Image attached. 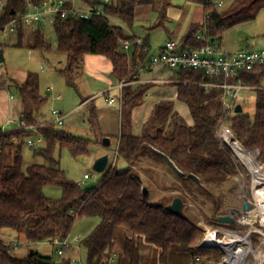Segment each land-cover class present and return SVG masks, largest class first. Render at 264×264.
<instances>
[{
  "label": "trees",
  "instance_id": "16d2710c",
  "mask_svg": "<svg viewBox=\"0 0 264 264\" xmlns=\"http://www.w3.org/2000/svg\"><path fill=\"white\" fill-rule=\"evenodd\" d=\"M3 1L5 10H0V29L25 12L28 6L26 0ZM32 1L38 4L44 0ZM85 1L90 6L100 3L99 0ZM173 1L175 0H164L165 6H171ZM186 1L201 3L206 11L205 23L193 25L185 37V45L193 48L205 46L210 41L221 43L227 30L255 20L257 15L254 10L264 6L263 0H233L227 11L219 12L215 7L218 0ZM152 2L153 0H114L112 6L105 8V16H94L89 20L57 19L54 25L57 49L67 56V67L60 74L67 85L80 93L77 81L84 73L85 58L88 55H101L110 60L114 67L113 75L119 81H133V63L129 64L128 57L120 50L121 40L132 37L126 36L123 28L115 25L112 19H118L131 27L135 21L136 8ZM68 4L72 5V1ZM204 28L208 30L207 36L200 41L195 40ZM25 33L24 28L17 33L20 46L23 45ZM34 41L33 49L43 51L51 48L40 30L35 32ZM146 56L147 53H141L143 60ZM173 73L178 81L177 99L190 107L193 126H189L183 117L175 113L174 102L160 101L144 124L142 134L135 135L131 113L147 95L150 84L126 86L121 99L120 132L115 137L118 140L116 158L127 162L128 168L121 171L115 163L109 164L102 174L101 182L91 189L66 177L60 162L55 158L56 150L58 147L67 148L75 157L84 156L90 153L93 145L102 146L104 138L110 136L100 133V139L97 140L79 138L64 127L43 126L39 131L44 136L45 143L40 147L30 148L36 156L43 157L45 164H35L24 169L23 149L35 134L21 130L0 135V231L7 229L18 235L23 234L32 244L52 243L56 238L69 239L77 219L99 218L98 226L80 241L87 252V264H110L115 254L121 259L126 258L129 264H146L142 261L141 240L159 248L160 264H168L171 251L190 255L191 264H219L221 256L218 252L199 249L206 236V229H202L184 213L180 217L170 214L166 207L176 197L183 198L186 203L188 199L199 202L197 192H207L204 184L222 186L232 182L236 186L232 177L237 174V165L232 152L223 148L217 135V127L221 121L227 123L246 149L259 150V161L264 163V66L242 72L238 79L246 86L257 88L253 118L248 114L226 116L220 100L222 91L212 89L206 92L199 85L200 82L210 81L204 73L194 70ZM20 94L23 104L21 116L26 125L46 122L42 109L47 99L40 93L37 75L28 76L20 87ZM89 99L83 98L82 102ZM86 106L87 121L96 137L100 127L99 110L93 101ZM158 151L170 158L183 174L171 167L176 180L163 188L166 191H176L178 195H172L164 202L153 203L143 195L144 183L141 176H150V172L142 166V159L148 152H152L157 159L168 163ZM190 175L197 176L200 182ZM48 186L60 187L63 191L62 198H48L45 194ZM222 202V199L215 202V214L219 212ZM215 214L209 219L210 225L225 226L219 223V218L226 213ZM227 227L232 229L235 224ZM120 229L126 234L125 244L116 253L114 246L117 230ZM216 235L211 233L209 236L210 246L217 247L219 240ZM12 248L0 237V264H55L52 257L43 256L39 252L19 259L12 255ZM62 264L73 263L71 259H65Z\"/></svg>",
  "mask_w": 264,
  "mask_h": 264
},
{
  "label": "rangeland",
  "instance_id": "374dc122",
  "mask_svg": "<svg viewBox=\"0 0 264 264\" xmlns=\"http://www.w3.org/2000/svg\"><path fill=\"white\" fill-rule=\"evenodd\" d=\"M71 1L76 8H85L88 6L85 0ZM100 1L103 0H99V2ZM185 1L175 0L172 3V7H167L165 6L164 0H153L151 7L156 11V14L154 15V26L152 25L153 28L149 30L154 34L153 43H165V39L163 41V37L165 36L164 32L158 31L157 28H163V26L166 25L172 31H179L181 27H183L185 20H189L188 18L196 7H200L201 9L204 8L201 3H188ZM232 1L233 0H218L215 2V7L219 12L227 11ZM217 3H220L222 6H216ZM186 5L189 7H185ZM254 12L257 15L255 20L237 25L223 34L222 48L224 51L235 54L248 49H264V6L256 8ZM112 22L116 21L112 19ZM119 24L126 28V31L128 30L127 25H124L122 22ZM147 25L148 24H144L141 21L135 23V31H140L138 36H142L141 32L145 33L144 27ZM43 33L45 40L51 44L50 49L43 51L32 48L35 42L34 28L27 29L26 36L23 38V45L21 46L19 45L20 39L17 34H12L8 38L0 37L2 44L1 50H3L5 58L4 63L0 65V129L8 127L6 124L9 120H18L21 118L23 104L20 87L26 82L30 74H35L39 77L40 93L45 99H47L46 104L42 109L43 116L45 117L44 119L47 121L53 120V110H58L66 115L74 107L80 105L83 98H86L89 95H95L101 89H105L104 87H108L103 84L104 82L92 79L88 74L89 69H87V74H83L77 81L80 93L69 87L60 74V71L67 67V56L64 53H60L57 49L58 40L55 31L53 27L50 26L43 29ZM181 37V35H178V38L175 41L180 43L182 40ZM145 38L146 35L140 37L141 40H144ZM150 47L152 48L149 49L144 60L146 65L150 62L152 57L159 52V49H157L159 48L158 46L151 44ZM134 52L135 45L132 46L128 55H133ZM132 72L133 81H124L129 84L142 82L140 80V73L135 69H133ZM144 73L145 77H156L161 80L169 79L172 83L156 82L153 84L147 95L141 101V104L132 110L131 121L133 133L135 135L142 134L143 126L154 113L156 104L164 100L173 101L175 103V113L183 117L189 126H193L194 120L190 107L179 101L176 97V85H178V81L174 73L169 72V70L164 72L162 76L154 75L152 73L149 74L147 72ZM111 81L113 84L116 83L112 77ZM174 83H176V85ZM59 96H61L62 99L56 100V97ZM119 97V90L108 89V93L106 92V94H101L93 98L95 99L94 103L99 110L101 123L96 137L90 130L86 115L84 116V119H82V116L86 112V108H83V106L71 115V120L77 121V125L72 128H69L66 124L63 126L66 130L79 138L97 140L100 139V133H110L112 135V138H110V147L106 148L103 145H93L89 154L80 157L73 156L67 148H57L55 158L60 162V167L69 180H72L79 185L83 182L85 175L91 176V178L85 182L83 186L85 188L91 189L101 182L103 176L95 170L94 165L102 156L108 155L110 158V164L112 165L115 163L117 168L121 171L128 168L127 162L123 159L117 160L116 158L118 140L115 135L120 131ZM108 98L115 99V103L109 105L107 103ZM256 104L257 90H243L237 100V105H241L244 109L243 114H248L252 118L255 116ZM225 124L227 125V123ZM23 157L24 169L35 164H45L43 157L40 155L36 156L34 150L28 146H25L23 149ZM142 166H145L147 170H149L150 176H152H141L144 187L149 190L150 194L148 197L150 202H164L167 198L169 199L172 197V195H178L176 191H166L165 188H163L176 180V175L172 172L171 166L168 163L157 159L156 155L152 152H148V154L142 159ZM232 179L233 182L236 183V186L232 182L225 183L222 186L204 184L207 192H197V195L200 198L199 202L191 199L187 200L183 213L191 217V219H193V221L202 229H206V236H210L211 233L219 227L210 225L209 223V219L214 217L215 211L213 212V207L218 199L223 200V204L220 205L218 213H226L225 216H230L235 222V227L232 229L227 227L229 225L220 227L236 231L240 236H244L250 230V226H238L236 220L240 217V212L244 209V204L247 202L248 197H251L252 177L247 172L239 174L237 168V174L234 175ZM45 194L52 200H59L63 196V191L60 187L48 186L45 188ZM99 223V218L77 219L69 238L72 249L66 251L63 256L57 254V250L60 248L59 246H56L51 242L38 244L29 243L23 234L18 235L12 230H1L0 237H2L9 246H13L15 243L17 244L16 247L12 248L11 253L19 259L27 257L33 251L39 252L43 256L52 257L55 264H62L65 259L80 260L81 263L79 264H87V252L81 246L80 241L90 235ZM219 239L217 248L221 243V240L226 239L228 241V244L225 243L226 240L222 243L221 251L217 248L203 249L215 253L218 252L221 256L219 264H235L238 253L241 250L250 253L247 259V264L252 262L253 257L256 256L260 257L261 264H264V244H262L263 239L261 240L259 235L255 233L250 235L252 250L249 245V240L246 238L239 236L229 238L226 234H220ZM144 242L145 241L141 240L139 243L140 246H142L141 256L144 259L143 262L146 264H160V255L158 254L159 248L152 245V249L145 251L143 250V245L146 244V242ZM114 249L116 253L120 252L121 246L119 239L116 241ZM178 255V253L171 251L168 264H182L177 257ZM117 257L120 259L118 254ZM110 264L115 263L110 262ZM116 264H118V262Z\"/></svg>",
  "mask_w": 264,
  "mask_h": 264
},
{
  "label": "built area",
  "instance_id": "2783aa9c",
  "mask_svg": "<svg viewBox=\"0 0 264 264\" xmlns=\"http://www.w3.org/2000/svg\"><path fill=\"white\" fill-rule=\"evenodd\" d=\"M26 2L28 6L25 12L19 14L11 22L1 26V37L8 38L12 34H17L19 29L22 28L43 30L51 26L54 29V25L59 18L89 20L94 16H105V8L114 4V0H103L97 5L76 8L73 2L72 5L68 4L70 0H44L38 4L33 3L32 0H26ZM216 6L220 7L222 5L217 3ZM0 10L2 12L5 10V2L3 0H0ZM207 33V28H204L194 39L200 41L207 36ZM121 45L123 53H128L133 45L141 49V53H148V49L144 46V43L141 40H135L132 42L125 39L121 40ZM258 66H264V49L243 50L235 54H229L223 50L220 42L210 41L205 46L193 48L192 46H186L171 40L162 47L158 55L152 57L146 67L142 66L141 68V66L137 65L135 70L140 73V71H148L152 68L163 67L171 72L182 70L202 72L210 78V81L200 82L199 85L205 88L206 92H209L212 89H220L222 91L220 100L226 116L236 117L239 115L236 112L238 106L237 100L242 91L257 90L255 87L246 86L241 81H238L239 76L242 72L252 71ZM130 84L121 81L117 87L113 88L120 90V102L123 89ZM57 99L60 100L61 97H58ZM107 103L113 105L115 99L108 98ZM52 117V121H46L34 125H26L22 116L18 120H9L6 124L8 127L0 129V135H6L14 131L28 130L35 134L34 137L28 140V146L31 148L40 147L45 143L44 136L39 131L41 127L47 125L63 127L66 124L67 116L62 112L53 110ZM217 135L223 148L229 149L232 152L239 174L247 172L251 175L252 192L251 197L249 196L247 199V203L250 205V210L245 211V209H243L240 212V217L236 220L238 226H250V230L244 236H240L236 231L219 226L213 231V233H217L216 238L218 240H220V234H226L229 238L235 236L246 238L249 240V245L252 250L250 240L251 234L255 233L259 235L260 239H263L262 244H264V219L262 216L256 215L253 217L252 215V213L258 209V202L256 199L258 191L264 188V163L259 161L260 151L246 149L240 143L232 129L227 126L224 121L219 123ZM1 154L2 149L0 148V155ZM90 178L91 176L85 175L83 182L79 185L84 186L85 182ZM52 243L60 247L57 250V254L60 256L65 255L66 251L72 249L69 239L60 240L56 238ZM209 244V235H207L200 245L210 246ZM16 246L17 244L15 243L13 247ZM217 249L221 251L220 248ZM115 258L116 257L114 256L110 261H114ZM72 263L79 264L81 262L80 260L74 259L72 260Z\"/></svg>",
  "mask_w": 264,
  "mask_h": 264
},
{
  "label": "crops",
  "instance_id": "0c3cea01",
  "mask_svg": "<svg viewBox=\"0 0 264 264\" xmlns=\"http://www.w3.org/2000/svg\"><path fill=\"white\" fill-rule=\"evenodd\" d=\"M185 2H188V1H185ZM151 4H149V5H142V6H139V7L136 8V10H135V21H134V24L131 27L127 26L128 27V30L127 31L125 30L126 28H124L121 24H119L121 22L120 20L114 19L116 21V22H114L115 25L121 26L123 28L124 34L126 36L132 37V39H129L130 41L133 42L135 40H141L140 37L146 35V38L144 40H141V41L144 43V46L148 49V52H149V49L152 48V47H150L151 44H153L154 46H158L159 48H157V49H159V52H160V50L162 49V47L168 41H171V40L172 41H175V40H177L178 35H181L182 36L181 37L182 40H181L180 43L185 45V43H184L185 37L189 34L192 26L193 25H202V24L205 23V20H206V11H205V8L201 9L200 7H196L192 11L193 13L188 18L189 20L188 21L185 20L183 27H181V29L179 31H172L166 25H164L163 28H161V27L160 28H157L158 31H163L164 32V35L165 36L163 35L164 36L163 37V41L165 39V43L164 44L163 43H161V44L160 43H155V42L153 43V35L154 34H152V32L149 31V30L151 28H153V26H154L153 25V21H154V15L156 14V11L151 7ZM171 7H172V5H171ZM185 7H189V6L186 5ZM138 21H141L144 24H148L147 26L144 27L145 28L144 29L145 33L144 32H141L142 36H138V34L140 33V31L139 30L135 31V29H134L135 28L134 25ZM155 28H156V26H155ZM36 31H37V29H35V32ZM40 31L43 32V30H40ZM26 33H27V29H26ZM26 33H25V36H26ZM221 46H222V41H221ZM120 50L122 51L121 42H120ZM248 50H252V49H248ZM159 52H158V54H159ZM128 53H123V54H125L128 57L129 64H132L133 63V68L134 69L137 68V65L141 66V68H142V66H144V67L147 66L146 63L144 62L145 59L143 60V58H141V49H139V48H137L135 46V52H134V54L133 55H128ZM227 53H229V52H227ZM229 54H234V53H229ZM87 69H89V71ZM113 69H114V67H113L112 62L110 60H108L107 58L101 56V55H88L85 58V66H84V73L83 74L84 75L87 74V71H88V74L91 76L92 79H94L95 81L100 80V81L104 82L103 84L107 85L108 87H104L105 89H101L95 95H89L88 97L90 99L88 101H86L84 103L81 102L80 105H78L77 107H74L68 114H66V116H67L66 125L69 128L75 127L77 125V121L71 120V115L75 111L79 110L80 107H82V106H83V108H86L87 109V106H86L87 103L88 102H92V101L94 102L95 101V99H93V98L97 97L98 95L105 94L106 92H108V89L109 90H112L113 88L117 87L120 84L121 81H119L113 75ZM166 71H167V69H165L163 67H157V68H152V69H150L148 71H144V72H147L149 74L152 73L154 75L156 74L158 76H162L164 74V72H166ZM144 72L143 71H140V80L142 82H137V83L134 82V83H132L130 85L133 86V87H137L138 85H141V84H152V85H150V87H151L156 82L172 83V81H170L169 79L168 80H161V79H157L156 77H145V73ZM169 72H171V71H169ZM111 77L116 82L115 84L112 83ZM174 84L176 85V83H174ZM176 90H177L176 91V97H177V95H178V87H177ZM119 92H120V90H119ZM59 97H61V96H59ZM57 98L58 97H56V100H58ZM61 99H62V97H61ZM164 101H169V100H164ZM120 112H121V102H120L119 116H120ZM85 115H86V112L82 116V119H84V116ZM43 118H45V117L43 116ZM84 123H85V120H84ZM100 125H101V123H100ZM119 132L115 136H117L119 134ZM103 135L110 136L109 138H112V135L110 133H104ZM124 236L126 237V234H125V232L122 229L117 230L116 241L119 239V243H120V246H121V250L123 249L124 244H125V237ZM142 241H144V240H142ZM141 247L142 246H140V250H141ZM149 249H152V245L151 244L146 243V244L143 245V250L149 251ZM158 254H160V250L159 249H158ZM114 256L116 257L115 260L114 261H110V262H113L115 264L117 262H118V264H129V261L126 258H122V259L120 258L119 259L116 254L113 255V257ZM177 257L181 261L182 264H191L192 263L191 256L188 255V254H179ZM143 260L144 259L142 258V261Z\"/></svg>",
  "mask_w": 264,
  "mask_h": 264
},
{
  "label": "water",
  "instance_id": "95a60500",
  "mask_svg": "<svg viewBox=\"0 0 264 264\" xmlns=\"http://www.w3.org/2000/svg\"><path fill=\"white\" fill-rule=\"evenodd\" d=\"M14 14V13H12ZM5 61L4 58V53L3 50L0 49V65H2ZM236 112L239 115H242L244 113V109L242 108L241 105H238L236 108ZM103 146L108 148L111 146V139L109 137H105L103 140ZM158 154L160 156H162L164 159L167 160V162L169 163V165L179 174H183L180 169L172 162V160L170 158H168L165 154L161 153L158 151ZM110 164V158L108 155L102 156L101 158H99L96 162H95V170L100 173L103 174L104 172H106V170L108 169ZM191 178L195 179L197 182H200V179L197 176L194 175H190ZM149 190L144 187L143 188V195L148 197L149 196ZM186 206V202L184 201L183 198L181 197H176L174 198V200L166 207V211L169 212L170 214L174 215V216H182L183 215V211L184 208ZM244 209L245 211H249L250 210V205L249 203H245L244 204ZM219 223L224 224V225H233L235 222L233 220V218H231L230 216H223L219 218ZM215 248L213 246H206V245H200L199 249H206V248ZM31 254L33 255L34 252L32 251Z\"/></svg>",
  "mask_w": 264,
  "mask_h": 264
},
{
  "label": "bare ground",
  "instance_id": "6f19581e",
  "mask_svg": "<svg viewBox=\"0 0 264 264\" xmlns=\"http://www.w3.org/2000/svg\"><path fill=\"white\" fill-rule=\"evenodd\" d=\"M256 199H257V202H258V209H257V211L253 212L252 215H253V217H255L256 215L262 216L263 219H264V188H262L261 190L258 191ZM224 241L225 240L221 241V243L218 245V248L221 249L222 243ZM249 254L250 253H247L246 251L241 250L238 253L237 260H236L235 264H247V259H248ZM248 264H261V258L258 257V256L253 257V261L248 263Z\"/></svg>",
  "mask_w": 264,
  "mask_h": 264
},
{
  "label": "flooded vegetation",
  "instance_id": "af4514ba",
  "mask_svg": "<svg viewBox=\"0 0 264 264\" xmlns=\"http://www.w3.org/2000/svg\"><path fill=\"white\" fill-rule=\"evenodd\" d=\"M225 243H227V240L225 241Z\"/></svg>",
  "mask_w": 264,
  "mask_h": 264
}]
</instances>
